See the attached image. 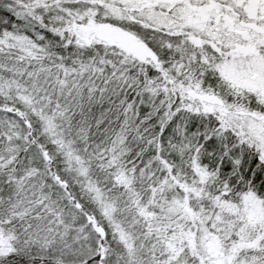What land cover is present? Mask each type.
I'll list each match as a JSON object with an SVG mask.
<instances>
[{
  "label": "snow or ice",
  "instance_id": "1",
  "mask_svg": "<svg viewBox=\"0 0 264 264\" xmlns=\"http://www.w3.org/2000/svg\"><path fill=\"white\" fill-rule=\"evenodd\" d=\"M0 264H264V0H0Z\"/></svg>",
  "mask_w": 264,
  "mask_h": 264
}]
</instances>
